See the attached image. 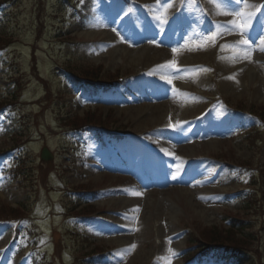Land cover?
I'll return each mask as SVG.
<instances>
[{
	"label": "rangeland",
	"instance_id": "rangeland-1",
	"mask_svg": "<svg viewBox=\"0 0 264 264\" xmlns=\"http://www.w3.org/2000/svg\"><path fill=\"white\" fill-rule=\"evenodd\" d=\"M161 1V16H172L173 0ZM59 2L60 0H17L14 8H0V35L6 34L14 43L8 49L7 61L10 66L17 65L21 72L12 73L17 74L24 83L20 100L23 106L16 107L21 110L20 115L15 109L8 113L11 119L31 115V118H25L24 124L31 131V142L26 146V155L30 154L35 158L33 169L41 166L38 164V157L43 146H47L54 155V168H50V171L53 170L46 181L34 170L31 185L24 184L21 180L9 179L2 174L3 164H0V205L7 204L15 208L20 204L25 214L34 216V223L23 222L20 233L18 229L11 232L0 226V243L3 242L2 245L7 247L5 252L10 257V264H169V261L171 264H183L177 257L186 243L182 227L196 223L218 228L225 225L226 228L228 223L224 224V219L228 216L227 212L236 213L241 208L239 201H231L226 205L221 191L238 193L254 190L264 181V174L260 173L255 176V182L249 175L238 178L239 175L230 173L224 164L216 161L217 158H233L240 162L254 161V166H257L256 151L250 141L243 138L255 122L226 110V106L235 107L237 103L244 104L249 109L264 106V44L261 43L264 41V32L257 35L256 26L259 23L255 22H250L247 36L244 37L238 30L227 31L233 28L232 21L236 19L232 13L243 10L245 2L252 4L254 0H241L239 7L227 9L223 0H178V20L183 18L184 31L188 35L184 38L186 45L178 48L171 45L168 50L176 51H171V56L167 58L163 56V61L171 67L167 69L168 80L175 85L178 79L186 77L190 81L191 90L184 94L175 92L171 96L173 98L162 97L160 101L152 103L139 90L135 102L133 97L123 100L122 92L116 91L87 95L76 89L74 77L66 71L71 68L76 74L82 68L102 65L106 73L114 76H128L137 71L147 72L149 64L143 61H137V64L130 62L133 55L138 56L141 52L130 49L129 39L132 38L128 35V29L116 26V21L128 22L130 10L122 6L119 8L116 1L111 0H70L68 4L66 0ZM105 2L114 4V8L103 10ZM149 2L153 3L155 0ZM60 4H67L63 11H60ZM218 13H227L224 15L230 24L209 33L204 19L210 15L213 19H222ZM262 21L264 19L260 22ZM100 25H104L103 28ZM60 30H64V35H61ZM109 31L117 35V42L127 53L118 54L110 47L109 34L106 33ZM89 33L92 36L86 37ZM67 34L74 38L65 39ZM242 38L249 40L251 48L248 51H242L248 46L238 44ZM233 45H238V48L226 47ZM126 55L130 56L129 60L125 58ZM33 57L36 60L35 70L31 67ZM238 63H242L240 66L243 68L238 67L235 72H231L229 69ZM186 65H189V75H183L184 69L188 67ZM2 69L5 70L0 64V70ZM22 72L23 75H20ZM6 87L0 78V102L7 97ZM45 88L47 91H44ZM168 91L172 92L170 87ZM47 92L48 97L51 93L49 102ZM59 95L62 100L57 99ZM203 97L213 98L216 102L212 107H202L200 101ZM127 99L133 102L128 103V106L139 108L138 114L150 108V105L152 111L155 107L162 106L160 115L167 112L170 125L165 124L177 131L178 138L157 141L152 135L147 137V131L154 129L156 124H146L140 116L138 119L129 118V112H125L129 110L125 103ZM97 106H102L104 115L110 113L118 121L117 126L127 128L126 139L128 142L134 141L133 146L118 147L115 143L101 146L93 139V134L76 137L57 135L60 117L58 112L63 113L62 117L69 114L81 115L85 110ZM43 107L46 109L40 112ZM109 109L113 111L107 112ZM35 115L40 117L35 118ZM6 124H1L3 130L0 131V150L9 163L15 162L13 157L18 152L10 151L14 145L10 134L14 130L11 128V121L7 130L4 129ZM62 141L65 146L70 144L76 147L79 144L85 151H79L83 156L82 161L80 164L72 163L71 172L65 175L59 174L61 167L67 166L69 161L68 155H61ZM212 142L217 144L211 147ZM147 144L166 151H160V154L167 155L172 160L171 167L166 169L168 175L164 174L162 168L153 170V167H147L150 164L147 160ZM187 160H193V164L189 165L185 162ZM257 161L261 163V167L254 169L264 170L263 150L257 153ZM194 166L196 167L189 176L193 180L188 183L189 179L185 180L184 172H189ZM121 167L128 170V173H124ZM172 172L175 174H171ZM136 177L152 183L163 180L173 183L163 188H153L155 191L152 192L145 189L147 198L141 203L143 209L134 230L127 234V239H123L127 241L126 244L114 241L116 237L124 236L123 233L111 236L99 220L87 218L83 211L78 210L79 215H82L79 216L69 210L78 205L84 207L82 202L87 201L86 205L94 203L92 213L96 210L104 211V217L111 220L114 216L107 215L110 210H122L114 207L109 203L110 199L106 198L114 199L131 187H139ZM81 185L101 192L94 200L90 196L74 194L75 191L84 189ZM165 200L171 204L167 206L174 207L175 213L168 214ZM136 208L137 206H133L128 209L132 213ZM63 211L68 213L67 216H59ZM88 212L91 210L87 208L85 213ZM141 214H145V218L142 217L144 221L140 220ZM167 214L172 217L167 218ZM248 226H254L257 232L264 234L262 216L251 218ZM33 228L36 229L33 231ZM28 230L36 232V241L29 237ZM54 233H58L57 244L53 240ZM89 240L95 242L91 243ZM126 245H135V248L123 250L121 246ZM94 247L101 251L113 248V253L110 252L105 258L81 261L83 256L95 252ZM260 251L261 264H264V239H261ZM173 252L176 255H172Z\"/></svg>",
	"mask_w": 264,
	"mask_h": 264
},
{
	"label": "bare ground",
	"instance_id": "bare-ground-1",
	"mask_svg": "<svg viewBox=\"0 0 264 264\" xmlns=\"http://www.w3.org/2000/svg\"><path fill=\"white\" fill-rule=\"evenodd\" d=\"M159 53H156V54H153L151 57H150V59L149 60H152V58H153V56L155 57L156 55H158ZM140 55H138V56H135V55H133V57L131 58V60H130V62L131 63H133V64H137V61H139V59H140ZM128 58V57H127ZM130 58V57H129ZM129 58H128V60H129ZM133 108V107H132ZM162 106H157V107H155L154 109H155V111H154V109H153V111H151L149 114H148V116L144 119L145 121H146V124H149V125H155L157 122L158 123H161L162 122V120H163V118L166 116V114L165 113H167L166 111H165V113L163 114V115H160L161 114V112L163 111L162 109ZM139 108H136V107H134V109H129V110H126L125 112H129L128 113V117L129 118H131V119H135L136 117H138L144 110H142V112L141 113H137V110H138ZM217 143H215V142H212L211 143V147H214L215 145H216ZM133 196V195H132ZM132 196H123V197H118L117 199H111L110 201H109V203L110 204H113L115 207H118V206H120V207H125L126 206V204H128V203H130L131 201H132ZM137 200V199H136ZM135 200V201H136ZM164 204H165V208H166V210L168 211V214L170 213V212H173V213H175V210H174V207H172V206H167V204H170V203H167V201L165 200V202H164ZM171 205V204H170ZM167 214V218H171L172 216H170V215H168ZM143 218H145V216L143 217ZM144 221V220H143ZM120 243H122L123 241L122 240H118ZM125 242V241H124Z\"/></svg>",
	"mask_w": 264,
	"mask_h": 264
},
{
	"label": "snow or ice",
	"instance_id": "snow-or-ice-1",
	"mask_svg": "<svg viewBox=\"0 0 264 264\" xmlns=\"http://www.w3.org/2000/svg\"><path fill=\"white\" fill-rule=\"evenodd\" d=\"M236 3L240 4L241 0H236ZM165 11H167V9H165ZM257 11L258 9L256 5L248 4L245 2L243 5V10H237L236 12L232 13V15L236 17V19L232 21L233 28L228 29L227 31L231 32L233 30H238V33L242 37L247 36L248 26ZM224 14H227V13H224ZM161 22L162 23L166 22V19H162ZM261 43L264 44V41H262ZM238 44H243V45L248 46L247 48L242 49V51H248L251 48V45H249L248 39L242 38L241 41L238 42ZM226 47L238 48V45L226 46ZM173 51L175 52L176 49H174ZM168 82L171 83V81H168ZM0 131H2V129H0ZM134 194H138V193H134ZM131 247L134 249L135 245H132ZM169 251L171 252V249ZM172 255H176V254L173 252ZM169 264H171V261H169Z\"/></svg>",
	"mask_w": 264,
	"mask_h": 264
},
{
	"label": "trees",
	"instance_id": "trees-1",
	"mask_svg": "<svg viewBox=\"0 0 264 264\" xmlns=\"http://www.w3.org/2000/svg\"><path fill=\"white\" fill-rule=\"evenodd\" d=\"M87 76H93V75H92V73H90L89 75L87 74ZM88 120H91V119L89 118V119H87V121ZM80 122H84V121H79V119H76L72 123L76 124V123H80ZM0 212H2V211H0ZM207 235H208L211 243L226 242V243H229V245H236L237 247H246L247 245H249L248 244L249 242L245 241V240L238 242L236 237L231 232H226V235L223 236L221 233H218V232L213 230V231H207Z\"/></svg>",
	"mask_w": 264,
	"mask_h": 264
}]
</instances>
